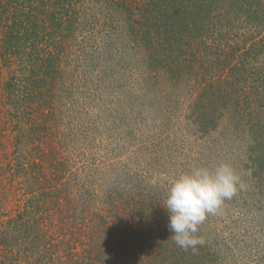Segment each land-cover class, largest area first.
I'll use <instances>...</instances> for the list:
<instances>
[{"label":"rangeland","instance_id":"rangeland-1","mask_svg":"<svg viewBox=\"0 0 264 264\" xmlns=\"http://www.w3.org/2000/svg\"><path fill=\"white\" fill-rule=\"evenodd\" d=\"M128 2L146 4L113 6ZM85 3L84 34L69 46L58 83L43 86L52 98L43 102L47 90L39 82L27 101L36 133L30 147L6 88L15 65L0 57V212L13 215L23 203L16 169L23 153L48 171L51 151L45 152L53 144L55 165L72 178L66 192L73 197L62 206L76 212L96 205L114 232L125 231L116 244L131 253L132 264H264V93L251 90L252 106L239 119V92L230 88L231 96L223 92L226 108L211 117L196 78L186 80L170 59L159 15L134 26L127 11H110L102 0ZM141 13L136 8L133 17ZM220 162L237 171L243 187L199 225L202 242L182 248L167 227L168 187L182 172Z\"/></svg>","mask_w":264,"mask_h":264},{"label":"trees","instance_id":"trees-1","mask_svg":"<svg viewBox=\"0 0 264 264\" xmlns=\"http://www.w3.org/2000/svg\"><path fill=\"white\" fill-rule=\"evenodd\" d=\"M144 1L134 8L129 2L118 5L121 9L113 6L117 0L102 3L117 14L127 11L134 26L159 15L157 28H167L165 44L175 60L170 59L186 80L196 78L202 109L214 117L211 110L225 109L224 93L229 97L235 88L239 98L232 110L244 118L252 106L251 90L264 93V0ZM86 7L85 0H0V57L15 65L6 88L16 125L32 136L29 147L36 133L34 121L27 119L32 107L27 101L33 102L39 86L58 83L69 46L84 34ZM136 8L142 12L139 19L133 17ZM43 89L46 102L51 89ZM45 153L51 162L48 171L30 161L28 152L16 164L24 200L13 215L0 212V264H132L131 253L121 254L116 244L125 231L118 227L114 232L112 220L96 212V205L83 204L76 212L62 206L73 197L66 192L72 178L60 169L63 164L55 165L59 153L53 144Z\"/></svg>","mask_w":264,"mask_h":264},{"label":"clouds","instance_id":"clouds-1","mask_svg":"<svg viewBox=\"0 0 264 264\" xmlns=\"http://www.w3.org/2000/svg\"><path fill=\"white\" fill-rule=\"evenodd\" d=\"M242 187L241 176L226 162L193 167L174 177L163 206L171 239L182 248L201 243L199 225Z\"/></svg>","mask_w":264,"mask_h":264}]
</instances>
